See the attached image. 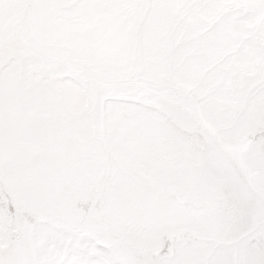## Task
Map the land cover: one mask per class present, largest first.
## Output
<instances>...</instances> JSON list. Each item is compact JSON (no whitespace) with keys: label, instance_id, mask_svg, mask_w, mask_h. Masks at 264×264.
<instances>
[{"label":"snow or ice","instance_id":"obj_1","mask_svg":"<svg viewBox=\"0 0 264 264\" xmlns=\"http://www.w3.org/2000/svg\"><path fill=\"white\" fill-rule=\"evenodd\" d=\"M0 264H264V0H0Z\"/></svg>","mask_w":264,"mask_h":264}]
</instances>
